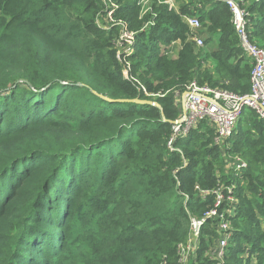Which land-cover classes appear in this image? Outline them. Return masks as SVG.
I'll use <instances>...</instances> for the list:
<instances>
[{"label":"trees","instance_id":"16d2710c","mask_svg":"<svg viewBox=\"0 0 264 264\" xmlns=\"http://www.w3.org/2000/svg\"><path fill=\"white\" fill-rule=\"evenodd\" d=\"M168 1L0 0V264L63 256L53 219L72 210L85 264H180L192 218L186 264H264V118L245 108L223 143L202 120L169 146L188 85L247 94L252 59L224 1ZM238 1L264 49V0ZM136 98L158 105L120 101Z\"/></svg>","mask_w":264,"mask_h":264},{"label":"built area","instance_id":"2783aa9c","mask_svg":"<svg viewBox=\"0 0 264 264\" xmlns=\"http://www.w3.org/2000/svg\"><path fill=\"white\" fill-rule=\"evenodd\" d=\"M222 1L231 9L233 25L239 36L240 44L253 62L250 78L251 90L247 94H237L209 85H199L195 81L191 82L185 91L186 94L183 95L182 93L179 95L180 114L175 120L176 122L172 124L173 133L169 140L170 147H172V141L176 137L187 136L192 128L202 120L213 124L216 131L215 140L223 143L234 133L238 125V119L245 108H251L260 117L264 118V49L250 39L247 19L249 12L238 0ZM168 3L173 6L171 0ZM187 20L192 28L200 27L198 16H189ZM125 36L132 39V34L125 33ZM195 40L198 45L203 44L201 39L195 38ZM230 166L236 172L242 173L248 167V164L240 156H233ZM223 200V195L217 191L216 206ZM216 215V208L207 213L208 217ZM204 222V218H192L189 236L192 235L199 238ZM219 231L220 238L217 241L215 251L210 256L221 261L227 251L228 242L233 237L229 221L222 216L219 223ZM185 246H187V249ZM194 247V242H191L190 238H188V242L182 245L181 248L180 264L188 262L189 251Z\"/></svg>","mask_w":264,"mask_h":264},{"label":"rangeland","instance_id":"374dc122","mask_svg":"<svg viewBox=\"0 0 264 264\" xmlns=\"http://www.w3.org/2000/svg\"><path fill=\"white\" fill-rule=\"evenodd\" d=\"M147 2L142 3V7H146ZM1 101V99H0ZM247 110V109H246ZM248 112V110H247ZM3 130H6L5 124H0ZM76 217V211L73 212H66L65 216L62 218V222L64 224L61 227H57L56 223L54 222L57 218V215L54 216L53 219V225L52 230L53 232L57 229L59 233L62 235V238L64 240L65 249H63L62 254L60 258H55L53 255L48 254L46 250H41L40 252H43L41 254V262L47 263V264H85V261L89 254V248H88V241H85L83 238L85 235V232L83 231L84 226H79L78 222L75 219ZM52 232V231H51ZM57 232V233H58ZM56 234V233H53ZM190 241L196 243V241L199 239L198 237H193L192 235L189 236ZM190 247V246H189ZM187 249V246H185ZM51 255V256H50Z\"/></svg>","mask_w":264,"mask_h":264},{"label":"water","instance_id":"95a60500","mask_svg":"<svg viewBox=\"0 0 264 264\" xmlns=\"http://www.w3.org/2000/svg\"><path fill=\"white\" fill-rule=\"evenodd\" d=\"M186 94V92H184L183 93V95H185ZM106 99H108L109 100V98H106ZM116 101H118V100H116ZM120 101H132V102H138V103H147V104H152V105H155V106H157L158 105V103L157 102H155V101H152V100H140V99H138V98H136V99H131V100H129V99H120ZM176 121H172V124L173 123H175Z\"/></svg>","mask_w":264,"mask_h":264}]
</instances>
